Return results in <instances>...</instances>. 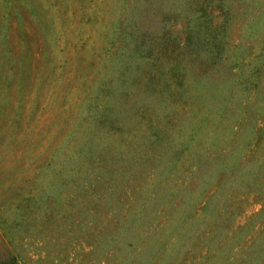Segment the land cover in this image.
<instances>
[{
  "label": "rangeland",
  "instance_id": "obj_1",
  "mask_svg": "<svg viewBox=\"0 0 264 264\" xmlns=\"http://www.w3.org/2000/svg\"><path fill=\"white\" fill-rule=\"evenodd\" d=\"M249 262L264 0H0V264Z\"/></svg>",
  "mask_w": 264,
  "mask_h": 264
},
{
  "label": "trees",
  "instance_id": "obj_2",
  "mask_svg": "<svg viewBox=\"0 0 264 264\" xmlns=\"http://www.w3.org/2000/svg\"><path fill=\"white\" fill-rule=\"evenodd\" d=\"M229 253H230V251H228ZM228 253H225V251L224 250H222V253H220V251L217 253V257H218V260L217 261H221V260H224V259H227L228 258V255H227ZM249 260H251V259H249ZM248 264H250V262L248 263Z\"/></svg>",
  "mask_w": 264,
  "mask_h": 264
}]
</instances>
